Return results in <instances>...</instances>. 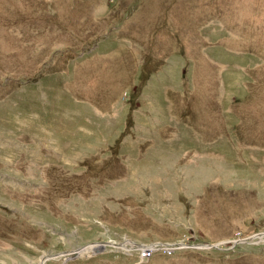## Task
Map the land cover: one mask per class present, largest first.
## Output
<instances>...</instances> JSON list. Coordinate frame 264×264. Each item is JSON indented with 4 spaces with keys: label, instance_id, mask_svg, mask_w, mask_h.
<instances>
[{
    "label": "rangeland",
    "instance_id": "rangeland-1",
    "mask_svg": "<svg viewBox=\"0 0 264 264\" xmlns=\"http://www.w3.org/2000/svg\"><path fill=\"white\" fill-rule=\"evenodd\" d=\"M0 264H264V0H0Z\"/></svg>",
    "mask_w": 264,
    "mask_h": 264
},
{
    "label": "bare ground",
    "instance_id": "bare-ground-1",
    "mask_svg": "<svg viewBox=\"0 0 264 264\" xmlns=\"http://www.w3.org/2000/svg\"><path fill=\"white\" fill-rule=\"evenodd\" d=\"M161 246V245H160ZM212 246H214V245H212ZM213 248H215V246L213 247ZM146 249H149L150 251H154L153 252V254H157V253H159V252H161V250H159L160 249V247H153V245H151V246H149V245H145V249H144V247H141L140 248V250L141 251H146ZM175 250H181L180 248H176ZM174 250V251H175ZM77 255H79V254H77ZM153 256V255H152ZM151 256V257H152ZM151 259V258H150ZM46 261H44L43 263H45Z\"/></svg>",
    "mask_w": 264,
    "mask_h": 264
},
{
    "label": "water",
    "instance_id": "water-1",
    "mask_svg": "<svg viewBox=\"0 0 264 264\" xmlns=\"http://www.w3.org/2000/svg\"><path fill=\"white\" fill-rule=\"evenodd\" d=\"M165 249L172 251V250H174L175 248H174V246H170V247L168 246L167 248L165 247Z\"/></svg>",
    "mask_w": 264,
    "mask_h": 264
}]
</instances>
